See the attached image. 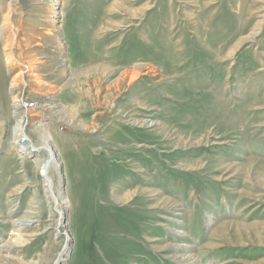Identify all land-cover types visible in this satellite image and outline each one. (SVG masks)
I'll return each instance as SVG.
<instances>
[{"label":"rangeland","instance_id":"374dc122","mask_svg":"<svg viewBox=\"0 0 264 264\" xmlns=\"http://www.w3.org/2000/svg\"><path fill=\"white\" fill-rule=\"evenodd\" d=\"M52 2L0 0V264H264V0Z\"/></svg>","mask_w":264,"mask_h":264},{"label":"bare ground","instance_id":"6f19581e","mask_svg":"<svg viewBox=\"0 0 264 264\" xmlns=\"http://www.w3.org/2000/svg\"><path fill=\"white\" fill-rule=\"evenodd\" d=\"M52 3H54L53 6L60 5L59 0H53ZM6 16H7L6 19H9L10 20V18H9L10 16L9 15H6ZM5 29H7V28L5 27ZM13 40H16L15 45H17L18 42L20 41V39H19V32L18 31L15 33V36H13L11 45L13 44ZM4 56H5V64L7 65L6 67H8V66H10L14 62V57L12 55H10V54H6ZM15 58H17V57H15ZM24 63H25L24 64V67H25L24 69L26 70V72H24V70H23L22 72H20V73H18L16 75V78H14V80L12 82V88L14 87V85H16L19 82L20 77H23L22 75L25 74L26 77L27 76H29L30 78L32 77L35 82H38L39 83V85L41 86V90L38 91V92L45 93L44 95L46 97H44L45 98V101H43V102H36L33 105L29 101H25V100H23V105H22L21 104L22 103L21 100L18 101V99H16V97H15L14 100H15L16 104L14 106L16 108L17 107H20V106H23L26 109L25 111L30 112V117L33 119V118H36V117L41 116L40 110L45 109L47 107H50V108L52 107L51 105L53 103H55V98H56V95H57L56 94L57 93V87L55 85H53L50 81H43V80H41V78H39V74L37 73V71L36 72H32V70H34L33 69L34 64H33L32 60L27 61V62H24ZM137 77H138L137 74H134L132 72L131 73L130 72H127V73H124L122 75V77L119 78V80L120 79L125 80L126 78H129L130 80H129L128 83H130V81L131 82L134 81ZM17 78H19V79H17ZM125 84H126V82H125ZM113 86H115V85H113ZM31 105H32V107H31ZM62 109H64V108H62ZM30 117L28 118V121L29 122H31V118ZM25 120H26L25 119V116L24 117H21L18 120V122H17V124H16V126L14 128V133H13L14 143L17 144V146L19 147V157H20V160H24L23 161V164H24L26 162L25 160L32 159L33 164L34 163L35 164H38L40 162L41 156L43 154H45L46 157L41 162V165L43 163H45L44 169L46 171V172H44L45 176L42 178V180L45 183L46 187L48 186V188L50 189V191L53 193V196L55 198V201H58V203H61V198L58 196V194L55 192V189H54V182H53L54 180L50 176V172L54 168H56V164L58 162H60L59 161L60 160L59 159L60 158V154H59L58 148H57L55 142H53V138L49 134H46L45 137L42 139L43 140V145H40V146L35 145L34 144L35 142H33V140L31 139V137L27 134V131H26V128H25V125H24ZM24 165H26V163ZM59 165H60V163H59ZM41 170H42V172L44 171L43 170V167L41 168ZM21 191H23V189H21ZM21 191L19 192V194H22ZM66 202H69V199L68 198L66 199ZM60 211H61L60 214L63 215V211L62 210H60ZM61 218H63V217H61ZM60 222L58 223V226L59 225L62 226V219L60 220ZM58 226L56 227V229L54 228L56 230L54 232V235L55 236L66 235V237H69L68 235H70L71 233H69V231L64 232L63 231L64 229H61V227L58 228ZM65 226H67V225H65ZM185 258L187 259V261H189L192 264H200V261H201V258L200 257H197L195 255H191V254H189L188 256H185Z\"/></svg>","mask_w":264,"mask_h":264}]
</instances>
